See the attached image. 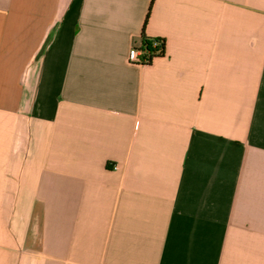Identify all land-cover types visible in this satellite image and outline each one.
<instances>
[{"label": "crops", "instance_id": "obj_1", "mask_svg": "<svg viewBox=\"0 0 264 264\" xmlns=\"http://www.w3.org/2000/svg\"><path fill=\"white\" fill-rule=\"evenodd\" d=\"M0 0V264H264V0Z\"/></svg>", "mask_w": 264, "mask_h": 264}, {"label": "trees", "instance_id": "obj_2", "mask_svg": "<svg viewBox=\"0 0 264 264\" xmlns=\"http://www.w3.org/2000/svg\"><path fill=\"white\" fill-rule=\"evenodd\" d=\"M152 3L153 0H150V5L142 25L139 45V47L143 50L140 55V59L142 62L146 63H150L155 56H160L164 54L165 51V39L163 37H150L144 32V27L146 25Z\"/></svg>", "mask_w": 264, "mask_h": 264}, {"label": "built area", "instance_id": "obj_3", "mask_svg": "<svg viewBox=\"0 0 264 264\" xmlns=\"http://www.w3.org/2000/svg\"><path fill=\"white\" fill-rule=\"evenodd\" d=\"M142 52L143 50L139 46L131 45L127 52V60L131 63H146L140 59Z\"/></svg>", "mask_w": 264, "mask_h": 264}]
</instances>
